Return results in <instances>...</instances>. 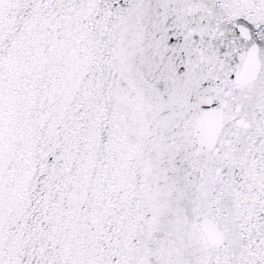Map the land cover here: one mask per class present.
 I'll use <instances>...</instances> for the list:
<instances>
[{"label": "snow or ice", "instance_id": "obj_1", "mask_svg": "<svg viewBox=\"0 0 264 264\" xmlns=\"http://www.w3.org/2000/svg\"><path fill=\"white\" fill-rule=\"evenodd\" d=\"M0 264H264V0H0Z\"/></svg>", "mask_w": 264, "mask_h": 264}]
</instances>
